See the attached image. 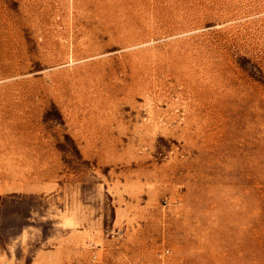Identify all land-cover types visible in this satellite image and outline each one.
<instances>
[{"label":"rangeland","instance_id":"1","mask_svg":"<svg viewBox=\"0 0 264 264\" xmlns=\"http://www.w3.org/2000/svg\"><path fill=\"white\" fill-rule=\"evenodd\" d=\"M0 264H264V0H0Z\"/></svg>","mask_w":264,"mask_h":264}]
</instances>
